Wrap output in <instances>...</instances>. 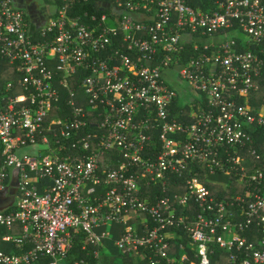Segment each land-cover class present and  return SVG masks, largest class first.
Returning a JSON list of instances; mask_svg holds the SVG:
<instances>
[{"label": "built area", "instance_id": "built-area-1", "mask_svg": "<svg viewBox=\"0 0 264 264\" xmlns=\"http://www.w3.org/2000/svg\"><path fill=\"white\" fill-rule=\"evenodd\" d=\"M54 1L0 0V264H264V0Z\"/></svg>", "mask_w": 264, "mask_h": 264}, {"label": "trees", "instance_id": "trees-1", "mask_svg": "<svg viewBox=\"0 0 264 264\" xmlns=\"http://www.w3.org/2000/svg\"><path fill=\"white\" fill-rule=\"evenodd\" d=\"M98 1V0H97ZM97 1L96 0H87V1H82V0H79L77 2H74V7H73V11L76 13V14H82V13H85V12H88L89 14H98L99 12V9H98V5H97ZM198 0H191L190 1V5H194L195 3H197ZM62 3V0H55L54 1V4H61ZM80 75H77L76 76V79L79 78ZM80 82H76V80H74V82L72 83V88L75 90V97H79V94L81 93L80 92V88L78 87ZM62 90V89H61ZM70 99V97L67 95V93L62 90L61 91V94H60V101L58 103L59 107L61 108V105L64 106L67 102V100ZM72 99H74V97H72ZM182 100L185 102L183 103ZM76 105L79 106L81 105L79 102H76ZM196 110V108L192 107L191 104L185 100V98L179 96L176 101H174L173 103V108H172V112L173 114H176V113H179L180 111L184 112L186 114V112H188L189 110ZM56 115L59 116V113H54ZM176 118L178 120H181L180 119V114H176L175 115ZM60 117H61V112H60ZM183 123L187 124V123H190L191 121L189 119H185V121H182ZM257 138L259 139V141L263 142L264 141V131L262 130H257ZM159 138L158 136H154L152 138V147H148L147 150H146V153L144 154L145 157H149L151 156L153 153L156 155L158 152H159ZM152 150V151H151ZM115 156L114 153H108L104 156H102V165H101V170L105 168V166H107V164L109 163L110 159L113 158ZM115 158V157H114ZM194 166H197V165H194ZM199 167H194V169H198ZM220 179V177H215L214 176V179ZM178 182H181L180 179H176ZM222 180V179H220ZM226 180L225 178H223V181ZM206 186L210 189V190H215V191H218L219 193H217L218 197L219 198H226V195L227 193L226 192H222V191H219L221 190L220 187H217V186H213V185H209V184H206ZM155 194H160L159 191H155ZM152 200H153V197H152ZM75 251L76 253L79 255V253L77 252L78 248H79V240H78V244L76 243L75 244ZM226 260H227V255L225 253H222L220 251H217L216 252V255L214 256L211 264H227L226 263Z\"/></svg>", "mask_w": 264, "mask_h": 264}, {"label": "rangeland", "instance_id": "rangeland-1", "mask_svg": "<svg viewBox=\"0 0 264 264\" xmlns=\"http://www.w3.org/2000/svg\"><path fill=\"white\" fill-rule=\"evenodd\" d=\"M32 2L36 4L38 9H42L43 13L45 11H47L48 10V6H50L52 4V0H24V4L25 5H31ZM177 84L180 85V87H183L180 82H177ZM186 94L188 96H192L191 92H187ZM195 96L196 95H194V97ZM182 102L185 103L183 100H182ZM0 206H1V203H0Z\"/></svg>", "mask_w": 264, "mask_h": 264}, {"label": "flooded vegetation", "instance_id": "flooded-vegetation-1", "mask_svg": "<svg viewBox=\"0 0 264 264\" xmlns=\"http://www.w3.org/2000/svg\"><path fill=\"white\" fill-rule=\"evenodd\" d=\"M30 14V16L32 17V19L34 21L37 22H42V12L40 11V9L37 8L36 4L32 2L31 5H26L25 6Z\"/></svg>", "mask_w": 264, "mask_h": 264}, {"label": "crops", "instance_id": "crops-1", "mask_svg": "<svg viewBox=\"0 0 264 264\" xmlns=\"http://www.w3.org/2000/svg\"><path fill=\"white\" fill-rule=\"evenodd\" d=\"M0 203L2 204V202H0ZM2 205H4V204H2ZM2 205H1V206H2Z\"/></svg>", "mask_w": 264, "mask_h": 264}, {"label": "water", "instance_id": "water-1", "mask_svg": "<svg viewBox=\"0 0 264 264\" xmlns=\"http://www.w3.org/2000/svg\"><path fill=\"white\" fill-rule=\"evenodd\" d=\"M3 206V205H2ZM2 206H0V207H2Z\"/></svg>", "mask_w": 264, "mask_h": 264}]
</instances>
